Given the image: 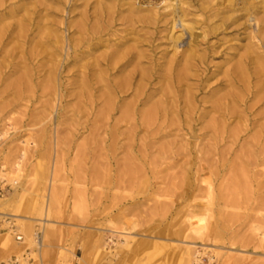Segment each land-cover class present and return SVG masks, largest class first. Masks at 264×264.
<instances>
[{"label":"rangeland","instance_id":"rangeland-1","mask_svg":"<svg viewBox=\"0 0 264 264\" xmlns=\"http://www.w3.org/2000/svg\"><path fill=\"white\" fill-rule=\"evenodd\" d=\"M162 1L0 0V26L22 23L34 37L27 51L38 40L48 42L37 48L40 58L19 66L21 53L14 58L11 52L17 40L0 54V186L6 190L0 196V264H264L259 189L241 180L234 185L235 161L215 171L214 134L204 127L212 114L199 122L194 114V130L183 126L182 112L170 114L177 120L161 132H134L126 123L113 127L120 110L103 117L101 99L90 108L72 84L77 65L112 48L144 53L140 67L160 64L164 74L171 68L183 74L191 54L198 61L206 52L212 70L225 69L234 47L264 40V0H178L160 7ZM180 17L185 26L176 31L172 25ZM90 43L99 46L90 49ZM74 45L86 50L78 62L70 57ZM216 77L199 97L210 96ZM97 118L105 127L94 126ZM243 139L233 146L235 154L245 152ZM228 156L235 160L234 153ZM223 197L234 203L221 205ZM76 249L78 257L70 253Z\"/></svg>","mask_w":264,"mask_h":264},{"label":"bare ground","instance_id":"bare-ground-1","mask_svg":"<svg viewBox=\"0 0 264 264\" xmlns=\"http://www.w3.org/2000/svg\"><path fill=\"white\" fill-rule=\"evenodd\" d=\"M176 1L178 0H163L162 5H159L160 7L169 4L171 5ZM246 1L250 3L249 0ZM172 8L177 9L175 6H169V8L167 9L173 10ZM184 26V19H182L181 17L178 18L177 21L174 20L172 25L173 29H176V31H180ZM15 29H17L18 31L14 32ZM191 33L193 36L196 34L193 32ZM175 38L178 41L180 40L181 35H175ZM33 39L34 37H30L28 33H26V29L24 28L22 23H19L17 25H2L0 26V54H7L5 47L14 40H17L18 45L14 47L11 52H13L12 54L14 55L12 56H14V58H16V56L18 55L17 53H21L18 56V66L21 63L26 64V61L28 59L34 60L40 58L41 52L38 51L37 48H40V45L42 44H48V42L38 40V42L35 43V46L30 51H27L25 45L27 44V42L33 41ZM97 46H99V43L89 44L90 49L96 48ZM81 49L82 47H80L79 45H74V47L72 48L73 54L70 53V57L73 58V61L78 62L80 58H82L80 54H84L86 52V50ZM233 49L235 52H231L232 55L229 57L226 56V58L224 59L225 64L228 65L225 69H223V65L220 64L216 66V69L212 70L210 66L211 62L208 63L204 59L206 56H208V54L204 52L203 54L198 55V61H196V59L194 58L195 54H191L187 57V59L190 58L194 61L190 59L189 61H185L183 74L180 72L175 73L172 68L167 70V72L164 74L162 65L160 64L157 65L158 67H155L156 65L148 68L140 67V59L144 56V53H142L141 51L135 52L129 49L127 51H122L120 54V50H118L117 48H112L107 53H103L99 56L93 57L92 61L77 65V70L72 74V76L76 77V79H74L72 84L79 88V91L76 93L77 96L86 99L85 103L88 104L90 108H93L95 106V103L99 104V101L96 100L97 98L101 99V103L103 104V106L99 110V113L102 116L107 113H109L108 115L110 116L112 111L120 110V116L115 121H113V127L118 128L121 123H126V127L133 129L134 132L141 128H144L146 130L154 128L157 129V131L161 132L163 131V129L171 126L173 122L177 120H170V114L179 116L183 112V114L187 117V119H185L184 121L183 126L188 127L187 129L193 128L195 126V122H199L201 119H204L208 115L212 114L213 116L211 120L207 122L204 127L206 129H211L214 134L212 138L213 143L211 144V146L213 147V149H217L218 153L215 151L214 152L219 155L218 159L216 158L217 156L215 157L217 159V161H215L216 164L214 163V165L216 166L215 171L218 173L220 171V166L226 167L230 165L231 161H235V165H230L231 170H233L232 172H234V185H236L237 180H241L242 182L244 181L242 184L244 186L246 184H248V186L250 185L249 188L256 184L255 187H257L259 191L257 192L256 190L257 193H255L254 189V193L256 195L254 193L251 194L255 195V198L259 202V205H263L264 40L261 42H257L256 44L250 43L249 45H240L234 47ZM241 49L244 50L241 51ZM211 52L215 53V49ZM222 53L225 52L222 51ZM134 59H138V61L137 64L135 62V64L133 65ZM39 61L37 62V64L39 63ZM131 65L132 68L130 70H127V68ZM193 70L196 72L190 74L189 72ZM119 73H121L120 77ZM216 76H218V78ZM194 77L196 79V82L193 84H188L187 81L194 79ZM214 77H216L217 80L211 84L209 83V90L206 93L210 96L208 98L205 95L199 97L198 91L202 92V90L207 87L205 83ZM154 80H158V86H154L152 84ZM183 86L186 87L183 88ZM194 89L197 90V92ZM157 95L159 96L157 97ZM128 96H130L131 98L129 101H126ZM201 105L202 109L200 107ZM141 106H143L144 108L139 109V107ZM194 114H197V116L194 120L195 122H192ZM109 116H107V118ZM100 120L101 119L97 118V123L95 121L94 126H96V124H100L104 125L105 127L106 122L101 120V123H98ZM235 120H237V128L230 129L229 127L231 123H233ZM254 130L255 132L249 135V133ZM152 131H150V133ZM242 132H246V138L244 139L243 136L241 137ZM112 135L113 137H116V133L115 135L111 134L110 137ZM229 138H231V145L228 146V148L219 150V147L221 145L220 143L226 144V141ZM240 139H243V144L242 142L239 143L242 144L240 147L242 149L245 146L247 147L245 148V152L240 151L239 154H235V149H233V146L238 142V140L241 141ZM151 144L152 143H150L149 145ZM129 147L131 148V146ZM185 148H183V150H185ZM203 151L206 150L203 149ZM233 153L235 155V160H231V157L228 156L232 155ZM204 154L206 156L208 153ZM131 158L133 159L134 157ZM209 159L205 160L208 161ZM203 165L200 172H204V170L206 169ZM209 167V171L214 170L212 168V165ZM208 184L209 186L207 185V188L208 190H211L213 188L212 184L210 182ZM210 190L208 193H211ZM221 199V205H224L225 207H230L234 203L233 200L225 201L226 199L224 197ZM200 221H203V219H201ZM193 224L194 223L190 220V225L192 226ZM196 228L197 227H193V229H195L196 231L201 230L199 228Z\"/></svg>","mask_w":264,"mask_h":264},{"label":"built area","instance_id":"built-area-1","mask_svg":"<svg viewBox=\"0 0 264 264\" xmlns=\"http://www.w3.org/2000/svg\"><path fill=\"white\" fill-rule=\"evenodd\" d=\"M151 1L154 2V3L161 2V0H151ZM5 191H6L5 188H3V187L0 186V196L1 195H4Z\"/></svg>","mask_w":264,"mask_h":264},{"label":"crops","instance_id":"crops-1","mask_svg":"<svg viewBox=\"0 0 264 264\" xmlns=\"http://www.w3.org/2000/svg\"><path fill=\"white\" fill-rule=\"evenodd\" d=\"M70 253L73 254V255L75 254V255L78 257V255H79V250L76 249V251H71ZM54 264H59V259H58V260H55ZM75 264H76V263H75Z\"/></svg>","mask_w":264,"mask_h":264}]
</instances>
